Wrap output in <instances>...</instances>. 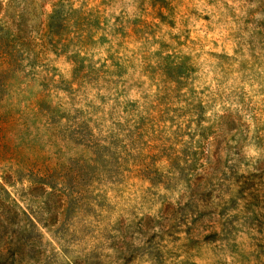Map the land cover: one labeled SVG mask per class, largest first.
<instances>
[{"label": "rangeland", "instance_id": "obj_1", "mask_svg": "<svg viewBox=\"0 0 264 264\" xmlns=\"http://www.w3.org/2000/svg\"><path fill=\"white\" fill-rule=\"evenodd\" d=\"M0 264H264V0H0Z\"/></svg>", "mask_w": 264, "mask_h": 264}]
</instances>
